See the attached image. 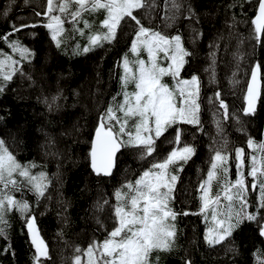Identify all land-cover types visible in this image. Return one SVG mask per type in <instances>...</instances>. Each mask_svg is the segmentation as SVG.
Returning <instances> with one entry per match:
<instances>
[{
  "label": "snow or ice",
  "instance_id": "6c2138e0",
  "mask_svg": "<svg viewBox=\"0 0 264 264\" xmlns=\"http://www.w3.org/2000/svg\"><path fill=\"white\" fill-rule=\"evenodd\" d=\"M25 4L29 0H24ZM251 3V0H247ZM15 4V0H10ZM156 0H46L40 11L34 15L40 19L37 23L27 24L21 18L19 23L13 21L11 31L0 35L13 54L19 59L0 50V94L7 91L8 86L19 76L32 84L36 81L30 73L25 72L23 62L31 63L35 53L25 46L18 38L12 39L15 33L26 28L42 26L47 29L50 41L56 48H61L64 42L65 21L73 24V32L81 36L87 35V44L82 52L89 53L95 48L111 44L118 37V31L125 27L132 29L129 51L118 62L122 72L119 76L122 100L117 103V97L99 115L94 126V135L89 141L87 158L91 173L96 177L112 178L118 165V154L122 150H131L140 154V159H146L148 167L134 180H127L114 189L112 197H101L94 205L95 209L107 214L111 223L105 227L101 219L96 223L104 228L106 235L102 240L92 239L86 248H74L73 264H159V253L171 252L175 246L178 215H189L188 212L177 213L172 202L179 180V173L196 155V147L183 139L184 126L190 125L203 132L201 120V78L193 73L188 78L182 76L193 55L185 47L184 37L177 32L168 35L156 30L145 21L152 19L156 10ZM10 7L6 6L3 15L8 16ZM102 11L104 18L100 21L99 31L91 32V25L83 19L86 13ZM182 11L178 0H165L164 14L160 19L165 28L172 27ZM189 15L185 19L192 21L194 10L189 6ZM83 22L84 28L77 25ZM252 36L257 44L264 45V0H255V10L250 20ZM85 29H89L86 34ZM33 35H35L33 33ZM197 36H202L195 28L192 30V42ZM210 47H213L210 45ZM219 50V45L214 46ZM80 51V46H77ZM147 54V59L142 58ZM129 55L133 59H129ZM211 64L205 72H210V81L215 80L216 51L209 53ZM166 65V66H165ZM264 65L256 63L251 68V79L247 82L244 96L245 106L242 112L245 116L255 115L258 100L261 99ZM236 73H233L235 77ZM166 78H171L170 85ZM230 83H236L235 80ZM129 85H134L129 91ZM62 93L51 97L44 96L42 102L49 112L58 110ZM209 103L217 106V113L222 120H216L217 135L223 136V123L235 119L241 123L240 116L230 113L229 105L217 90ZM2 119V117H0ZM243 131V126L239 129ZM172 137V139H169ZM164 141L175 145L170 149L162 148ZM213 147L210 157V167L207 178L199 182L200 206L193 215L203 216L205 222L211 213V226L204 232V242L209 246L221 245L232 238L233 233L245 222L255 225V230L264 244V141L257 143L253 138L247 140V147L253 151L246 156L244 148H236V178L229 179L230 154L225 145ZM250 159L247 176L251 177V190L258 189V197L250 204L248 200L249 184L244 172L245 161ZM38 167L34 162L22 164L0 138V237L8 240L7 215L18 211L24 218L30 246L34 248L31 264H47L51 259L48 246L35 227V217L31 214V206L27 199H17L16 192L27 189L33 192L37 201L45 197L51 180L45 171L34 173ZM217 173H222L221 191L212 194V182L217 179ZM221 197L226 203L221 204ZM252 208L254 210L250 211ZM110 229V230H108ZM228 251L236 252L235 248ZM4 253L15 252L11 242L3 249ZM155 255V260L153 256ZM254 264H264V248L253 252ZM182 264H193L190 259Z\"/></svg>",
  "mask_w": 264,
  "mask_h": 264
},
{
  "label": "trees",
  "instance_id": "16d2710c",
  "mask_svg": "<svg viewBox=\"0 0 264 264\" xmlns=\"http://www.w3.org/2000/svg\"><path fill=\"white\" fill-rule=\"evenodd\" d=\"M179 2L182 4L180 17L168 28V33L179 32L184 37L185 47L193 53L183 73H195L201 78L204 131L184 126L183 139L192 143L197 152L179 173L174 192L173 209L189 215L177 216L181 243L172 264H182L185 259H190L193 264H254L253 252L264 248L254 224L238 228L223 246H209L204 243L202 216L192 213L199 210V182L205 177L210 157L214 154L209 146L219 147L227 141L226 152L232 151L236 146L244 145L247 138H258L264 133V68L261 71L263 93L257 102L256 113L245 116L242 112L250 70L258 62L264 65V45L253 39L250 24L255 0L251 3L247 0ZM43 4L44 0H29L27 5L24 0H15V4L0 0V35L11 31L12 22L19 23L21 18L27 24L36 22L34 11H40ZM156 5L152 19L146 20L145 24L162 30L160 26L164 22L160 17L164 14L165 0H156ZM6 6L10 7L7 17L3 15ZM189 6L194 10L192 21L185 19L189 15ZM194 28L202 36H197L193 43ZM125 31L118 32L113 43H105L104 47L86 54L56 48L47 29L42 26L23 29L12 37L18 38L35 53L32 62L25 61L22 66L36 83L17 76L7 91L0 94V138L5 140L20 163L34 162L38 167L32 171H45L51 180L45 197L39 202L27 189L23 194L14 193L17 199H27L31 206L36 227L48 246L51 259L47 264H73L75 247L86 248L94 238L102 240L106 232L97 226L96 219H101L105 227L111 220L107 210L100 213L95 209L96 201L104 197L114 203V189L127 180L134 181L149 166L147 158L140 159L138 152L122 150V154H118L114 176L99 178L91 173L87 158L89 141L99 115L113 102L112 98L117 97L121 88L119 76L122 69L118 62L128 50L132 36V29L129 33ZM217 44L218 51L214 47ZM5 45L0 40V48ZM213 51L217 53V62L215 80L210 81L211 73L205 69L211 64L209 53ZM232 80L236 83H230ZM217 90L222 92L230 113L238 114L241 121H222L223 136L217 135L215 126V121L222 120V117L217 113V106L209 103V98ZM58 92L62 93L60 107L49 112L38 97H51ZM241 126L243 131L239 130ZM172 146L175 145L164 141L161 147L170 149ZM248 168L246 166L245 172ZM257 191H253L252 200L249 196L250 204L256 199ZM6 219L8 240L0 237V259L3 264H31L34 248L30 246L23 216L14 210ZM9 241L14 257L3 252ZM230 248L237 251H228Z\"/></svg>",
  "mask_w": 264,
  "mask_h": 264
},
{
  "label": "rangeland",
  "instance_id": "374dc122",
  "mask_svg": "<svg viewBox=\"0 0 264 264\" xmlns=\"http://www.w3.org/2000/svg\"><path fill=\"white\" fill-rule=\"evenodd\" d=\"M178 2H179V0H178ZM103 18H104V14H103L102 11L96 12V13H86L84 15V17H83V19L87 20L89 22V24L91 25V29H90L91 32H96V31H99L100 30L99 24H100V21ZM64 27H65V30H66L65 31V34H64V38H63L64 39V42H63L62 47L61 48H58V49L64 50V49L68 48L69 51L72 50V53H80V52H82L83 46L86 45L87 42H88L87 41V35L81 36L79 34V32H73L72 31L73 24L69 20H66L65 21ZM77 27L78 28H84L83 22L79 23L77 25ZM160 27L162 28L163 32H165V33L169 31L168 28H165L163 25H161ZM124 30H126L125 32L129 33L131 31V28L130 27H125ZM156 30H158V29H156ZM85 32H86V34L89 33V29H85ZM166 34H168V33H166ZM175 34H177V32H175V33H173L171 35H175ZM124 38L125 37H123V40H124ZM78 45L80 46V51H77V46ZM129 48H130V45H129ZM129 48H128V50L125 53H127L129 51ZM142 58L147 59V54L146 53H142ZM129 59H133V57L131 55H129ZM182 76H184L185 78H188L190 75H186V74L182 73ZM166 81L170 85L172 84L171 78H166ZM133 87H134V85H129L128 90L129 91H132L133 90ZM120 92H121V88H120L119 93ZM120 100H122V96H117V103ZM232 120L236 122L235 119H232ZM263 137H264V134H263L262 138ZM259 142H261V141H258V143ZM239 148H241V147H239ZM230 160H231V156H230V159L228 161L229 166H230ZM233 165L236 166V161H234ZM219 175H220V173H217V179H215L212 182V194L213 195H215L217 192H220L221 191V186L223 184V180L219 178ZM206 178H207V176H206ZM251 180H252V178L248 180V181H250V184H251ZM252 195H254L253 194V191H250V196L252 197ZM258 195H259V191H257L256 198L258 197ZM224 203H226V201H224L223 197H221V204H224ZM249 210L252 211L253 209L250 208ZM209 214L210 215H209L208 222H205V220H204V218L202 216L203 221H204L203 237H204L205 229L207 227L211 226V213L209 212ZM249 224H250V222H245L244 224H242L240 226V228H244V227H246ZM176 229H177V236H176L175 246H174V248H173V250L171 252H168V253H159V256H160L159 264H172L173 263V259H174L173 256H175V254L177 253V250L179 249L180 243H181L180 233H179L180 232V227H179V224L177 222V218H176ZM204 243H206V242H204ZM1 252L2 251H0V254H1ZM155 255L156 254H154V256H153V260H155ZM0 262H1V264H3V262H2L1 259H0Z\"/></svg>",
  "mask_w": 264,
  "mask_h": 264
},
{
  "label": "flooded vegetation",
  "instance_id": "af4514ba",
  "mask_svg": "<svg viewBox=\"0 0 264 264\" xmlns=\"http://www.w3.org/2000/svg\"><path fill=\"white\" fill-rule=\"evenodd\" d=\"M35 1V0H34ZM42 7H44V5H42ZM36 11H39L38 9H36ZM36 19H39L38 17H35Z\"/></svg>",
  "mask_w": 264,
  "mask_h": 264
},
{
  "label": "water",
  "instance_id": "95a60500",
  "mask_svg": "<svg viewBox=\"0 0 264 264\" xmlns=\"http://www.w3.org/2000/svg\"><path fill=\"white\" fill-rule=\"evenodd\" d=\"M251 79V74H250V78H249V80ZM93 135H94V133H93ZM35 227H36V225H35ZM30 238V237H29Z\"/></svg>",
  "mask_w": 264,
  "mask_h": 264
}]
</instances>
